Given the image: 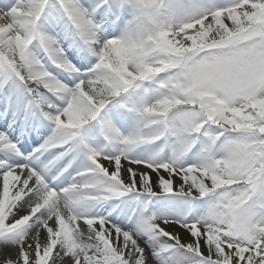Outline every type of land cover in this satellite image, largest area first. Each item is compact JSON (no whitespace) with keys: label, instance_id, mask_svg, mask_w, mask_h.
<instances>
[{"label":"rangeland","instance_id":"obj_1","mask_svg":"<svg viewBox=\"0 0 264 264\" xmlns=\"http://www.w3.org/2000/svg\"><path fill=\"white\" fill-rule=\"evenodd\" d=\"M106 1L120 5L124 20L114 18L117 25L109 26L98 16L86 17L87 31L98 42L82 36L67 46L53 39L60 52L89 55L66 67L51 57L52 40L44 44L39 36L74 28L56 23L44 30L33 21L54 10L71 13L70 0H0V84L9 74L5 95L16 88L19 104L51 109L59 133L43 144L61 137L83 141L87 153L60 191L106 201L118 213L108 220L107 232L96 224L98 239L89 258L68 264H264V121L250 109L254 99H264V15L190 50L159 22L162 0ZM26 4L32 7L29 18ZM57 66L72 84L53 72ZM68 86L77 90L72 105ZM244 95L252 99L239 109L240 117L233 116L226 99ZM0 100L16 104L4 93ZM91 119L97 132V120L111 131L116 142L109 148L127 151L123 160L113 161L106 144L90 139L85 127ZM24 168H2L0 175L10 173L16 185L15 175ZM87 174L92 183L85 184ZM16 188L18 209L37 212L39 193L32 181ZM53 209H47V221ZM94 209L88 217L95 220ZM25 241V234H15L11 250ZM99 243L105 257L95 253ZM45 251L17 254L28 256L22 264H60ZM4 255L6 250L0 264Z\"/></svg>","mask_w":264,"mask_h":264},{"label":"bare ground","instance_id":"obj_2","mask_svg":"<svg viewBox=\"0 0 264 264\" xmlns=\"http://www.w3.org/2000/svg\"><path fill=\"white\" fill-rule=\"evenodd\" d=\"M69 7L71 8V14L69 17L65 15H58V12L54 10L53 15L48 13L46 17L38 20L36 23L37 28H47L55 25L56 23L64 24L65 21H70L71 24H77L79 27L71 32L73 39L82 40L79 36H84L87 39L94 38L89 31H87L85 18L94 19L97 16L100 17V21L106 25H117V20L123 21L124 17L121 15L123 12L120 5L105 0H70ZM163 15L160 17V23H163L168 28L169 32L178 40V42L187 45L190 50L199 49L205 44V40L209 37L218 40L222 34H231L238 31L246 23H252L257 16L264 15V0H162ZM227 3V4H226ZM105 8V9H103ZM53 9H51L52 11ZM49 11V12H51ZM101 11V12H100ZM26 17H31L32 7L26 4L25 10ZM56 13V16L55 14ZM76 15V16H75ZM81 19H84L82 22ZM76 20V22H75ZM251 25V24H250ZM33 26V25H32ZM30 26V27H32ZM39 38L44 42L49 39L57 38L54 33H41ZM67 35H63L62 42L67 41L69 38ZM122 37V36H121ZM95 42H98L96 39ZM47 44V43H46ZM52 49L53 54L56 53L63 58L64 52H60L56 47H49ZM55 56V55H54ZM93 87H89L92 90ZM65 92L66 96L71 95L70 104L75 103V97L73 95L77 92L73 88L67 87ZM245 97H231L227 100V106L234 110L233 116H239V109L246 106L247 102L251 99L247 95ZM254 99V98H253ZM245 100V101H244ZM15 106L19 103L15 102ZM248 107V106H247ZM263 107V109H261ZM250 109L260 113V119L264 121V99H254L252 107ZM256 113V112H255ZM45 117L40 114H34L36 119H42L43 127L49 125L53 115L51 113H44ZM9 116V115H8ZM240 117V116H239ZM242 117L250 120L247 113L242 114ZM241 117V118H242ZM41 128H39L40 132ZM38 132V131H37ZM7 148V147H6ZM12 153H15L11 148ZM115 157L113 161H118L122 158L127 151L124 149L116 150L112 149ZM39 153L34 156H38ZM1 155V153H0ZM12 157L15 158L19 156ZM11 156V155H9ZM18 160H24L27 164L33 165L32 168L27 170H20L21 173H17L14 178V182L17 179V184H21L27 180L32 181L34 189L39 193V202L37 206V212H30L27 210L20 211L17 207L16 197L18 196V190L16 185L12 183L10 173L0 175V253L6 250L8 255H4L1 261L4 264H16L18 261L26 259L29 261L28 256L20 254L18 256V250L31 251L38 255H43L46 249L49 253L52 251L51 260L57 259L60 264H68L70 260H80L84 258V262L89 258V250L93 249L94 244L98 239V222L105 225L106 232L112 228L111 221L107 219L113 217H95V220L88 217L91 214L93 207L100 206L102 203L95 201L97 199L89 198L82 200L80 198H73L71 190L60 191L57 189V184L66 179L64 173H60L57 170L52 172H42L37 168L38 159H33L30 154L22 156ZM109 159L104 162L107 163ZM13 163L11 160L0 156V169L7 168ZM36 167V168H35ZM50 167V166H49ZM52 167V166H51ZM36 169L41 178L36 176ZM51 168L45 169L49 171ZM56 176V178H55ZM81 177V176H79ZM85 182L92 180L90 175H82ZM151 189L150 187L147 190ZM88 191L89 188H87ZM91 192V191H90ZM99 204V205H98ZM54 208L53 217L49 216V221L45 218L49 213L48 208ZM27 208V207H26ZM63 212H69L72 219L63 216ZM11 217H15L16 220H11ZM65 217V218H64ZM41 218V219H40ZM43 220H46L44 223ZM23 223L22 230L20 225ZM41 223H44L43 225ZM41 225L38 227V225ZM116 229V227L114 226ZM15 234H25L26 241L16 248L11 250L10 240ZM30 244V247H29ZM102 244L99 243V248L95 249V253L101 257H105V251L101 249ZM238 246V244L236 245ZM10 249V251H9ZM237 250V249H236ZM235 250V251H236ZM79 254V255H78ZM82 254V255H80ZM7 256V257H5ZM19 258L18 260L16 259ZM86 259V260H85ZM16 260V261H15ZM11 261V262H10ZM56 262V263H57ZM54 264L53 262H51ZM22 264V262H21Z\"/></svg>","mask_w":264,"mask_h":264}]
</instances>
